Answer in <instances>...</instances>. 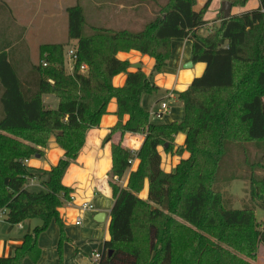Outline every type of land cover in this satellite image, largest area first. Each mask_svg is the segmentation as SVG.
<instances>
[{"label":"trees","instance_id":"obj_1","mask_svg":"<svg viewBox=\"0 0 264 264\" xmlns=\"http://www.w3.org/2000/svg\"><path fill=\"white\" fill-rule=\"evenodd\" d=\"M114 1L131 2L135 10L152 5L154 17L139 30L116 29L88 24L78 4L67 8L68 38L77 42V62L70 73L66 44L41 46L40 62L26 65L24 29L10 5L0 0V210L7 212L11 225L40 221L11 257H0V264L39 260V237L53 223L61 229V241L65 239L59 210L73 191L63 179L113 99L119 121L111 136L119 133L121 141L112 146L113 166L107 174L117 200L112 227L146 181L149 211L146 219L128 220L131 233L146 238L112 236L98 264H255L264 246L257 204L234 209L228 189L236 180L248 181L252 199L264 207V175L258 174L264 172V0L259 8L226 19L221 13V23L206 37L197 32L207 25L204 15L212 0L201 11L195 10L196 0ZM222 1L243 8L250 0ZM175 39L191 40L193 62L206 69L177 94L184 120L159 124L141 101L159 90L153 76L167 66ZM133 50L155 60L150 76L141 69L131 72L130 63L118 58ZM83 64L85 74L80 72ZM120 74L127 79L117 88L113 79ZM47 96L57 99L56 108L44 103ZM127 133L145 136L137 152L123 145ZM178 134L186 141L176 148ZM53 137L64 156L49 170L30 167L28 161L44 155ZM160 148L190 156L166 173ZM134 158L139 167L123 189L120 182ZM32 181L42 189L31 191Z\"/></svg>","mask_w":264,"mask_h":264},{"label":"crops","instance_id":"obj_2","mask_svg":"<svg viewBox=\"0 0 264 264\" xmlns=\"http://www.w3.org/2000/svg\"><path fill=\"white\" fill-rule=\"evenodd\" d=\"M5 1L10 5L14 15V0ZM196 1L195 10L201 11L208 0ZM222 6V0H212L204 15L207 25L197 32L199 36L206 37L215 25L218 26L221 23L218 18L223 13ZM259 6V0H250L243 8H232L231 15H239L257 9ZM16 23L20 24L17 20ZM71 43L75 46L77 44L76 41H71ZM30 53L33 56L32 52ZM118 58L130 63L131 72L138 70L137 66L140 65L139 69L147 76L152 74L155 65L153 58L134 50L127 53L121 52L118 54ZM192 59L193 42L191 40L175 39L172 41L171 57L167 66L163 72L153 76V82L159 90L154 94L144 95L141 101L144 109L150 113L152 122L158 123L152 115L161 111L162 104H167L168 110L163 116L162 123L159 124H170L184 120V105L177 94L185 92L193 80L201 77L206 69L204 63L195 64ZM190 63L192 66H189ZM126 79L125 74H120L113 79V85L121 88L125 85ZM49 100H53L50 103L51 107L56 108L58 101L47 96L44 98V103L46 104ZM117 109V102L113 99L108 106V113L101 119L100 126L89 132L85 147L76 163L69 167L63 179V184L72 189L74 196L73 203L66 204L59 210L65 239L61 241V229L58 224L53 223L39 237L38 245L41 250L39 260L35 261L27 257L22 264H98L100 258H97L96 255H103L105 244L111 241L112 236L121 239L146 238L145 235H133L128 220L131 216L141 219L148 217V181L145 182V187L139 195L131 196L132 201L127 204L112 227L113 210L117 200L113 196L107 174L113 166L112 146L121 141L119 133L111 136L112 129L119 121L116 115ZM127 120L128 116H125L123 122L125 123ZM144 139V135L127 133L122 141L126 148L137 152L142 147ZM185 141L186 136L178 134L175 138L176 148L183 147ZM159 151L162 157V169L166 173H171L183 159H188L190 156L188 152L180 155L166 153L163 148H160ZM63 156L64 151L57 145L53 137L48 148L45 149L44 155L34 157L27 164L35 169L49 170L52 166L57 165ZM139 164L140 160L134 158L131 168L120 182L123 189L127 188L130 173L136 171ZM245 185L248 189L246 183ZM28 188L41 190L42 186L40 182L32 181ZM260 200L264 201V196ZM83 203H91L94 210L82 212L79 207ZM101 214H105L103 222L98 221L102 219L101 216L99 217ZM78 218L82 219L81 225L76 224ZM35 222V220L26 221L21 224L22 228H20L19 225H11L6 222V217L2 218L0 221V257H11L15 249L22 245L25 235L30 234L36 227Z\"/></svg>","mask_w":264,"mask_h":264},{"label":"rangeland","instance_id":"obj_3","mask_svg":"<svg viewBox=\"0 0 264 264\" xmlns=\"http://www.w3.org/2000/svg\"><path fill=\"white\" fill-rule=\"evenodd\" d=\"M21 1L14 0V15L17 17H15L16 20L20 22L19 26L24 29L25 36L23 45H26L28 48L26 49V51L28 50L27 66L40 62V48L45 44H66V50L75 47L68 38V16L66 10L69 7L77 4L80 5L83 8L88 24L116 29L128 28L132 30L141 29L146 22L154 17L153 14L156 10L152 5H143L135 10L131 2L127 3L114 0ZM23 49H25L24 46ZM30 52H32L33 56ZM48 97L56 99L54 96ZM52 101L49 100L46 105L51 106L50 103ZM156 121L162 123L163 118L156 119ZM249 149L253 156H255V149L253 147H249ZM258 174L264 175V172H258ZM245 183L248 189H246ZM249 187L250 183L248 181L238 180L231 184L228 191L235 198L234 209H242L248 203L250 205L256 203L258 207L255 211L257 220L264 225V207L261 209L259 200L252 199ZM32 190L40 191L38 188H32ZM35 223L37 226L40 224V221H36ZM259 250V260L255 264H264V246H260Z\"/></svg>","mask_w":264,"mask_h":264},{"label":"built area","instance_id":"obj_4","mask_svg":"<svg viewBox=\"0 0 264 264\" xmlns=\"http://www.w3.org/2000/svg\"><path fill=\"white\" fill-rule=\"evenodd\" d=\"M65 58H66V66L67 69L70 73H73L74 69H75V65L77 62V53H76V49L75 48H69L68 50H66L65 52ZM45 67L47 66V63L43 64ZM88 70V67L86 64L81 65L80 68V72L82 74H85ZM168 110V106L167 104H162V109L161 111L154 113L152 116L156 119H162L165 112ZM74 201V196L71 194V201L68 202V204L73 203ZM79 209L82 212L85 211H93L94 210V206L91 203H83L82 205H80ZM7 217V212L5 210H0V221L2 218ZM77 225H81L82 224V219L78 218L76 221ZM19 227L22 228L21 224H19ZM97 258H101L100 255H96Z\"/></svg>","mask_w":264,"mask_h":264},{"label":"water","instance_id":"obj_5","mask_svg":"<svg viewBox=\"0 0 264 264\" xmlns=\"http://www.w3.org/2000/svg\"><path fill=\"white\" fill-rule=\"evenodd\" d=\"M231 10H232V5L229 2H223L222 12L224 14L225 19L231 15ZM189 66H192V63H190ZM137 68L139 69L140 65H138ZM36 157H39V155H37ZM100 216L102 217V219L98 220V221L103 222L104 218H105V214H101V215H99V217ZM109 254L111 255L112 252H109Z\"/></svg>","mask_w":264,"mask_h":264}]
</instances>
